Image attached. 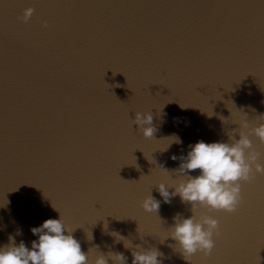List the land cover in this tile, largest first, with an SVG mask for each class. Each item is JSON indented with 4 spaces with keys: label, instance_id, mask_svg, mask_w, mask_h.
<instances>
[{
    "label": "water",
    "instance_id": "1",
    "mask_svg": "<svg viewBox=\"0 0 264 264\" xmlns=\"http://www.w3.org/2000/svg\"><path fill=\"white\" fill-rule=\"evenodd\" d=\"M228 100L255 109L249 119L264 113V0H0V245L19 228L30 247V229L60 213L90 258L98 245L131 264L118 232L163 264H189L160 239L191 205L177 196L158 218L141 203L150 190L162 200L158 165L176 169L172 155L239 127L219 119ZM137 112H152L156 140L183 144L158 151L166 142L138 132ZM261 177L243 184L236 213L199 210L220 236L191 264H264Z\"/></svg>",
    "mask_w": 264,
    "mask_h": 264
},
{
    "label": "clouds",
    "instance_id": "2",
    "mask_svg": "<svg viewBox=\"0 0 264 264\" xmlns=\"http://www.w3.org/2000/svg\"><path fill=\"white\" fill-rule=\"evenodd\" d=\"M33 14L34 9L29 7L20 19L27 23ZM225 104L230 116H219L222 125L239 126L225 132L228 140H198L188 145L186 155H172L173 161H179L176 169L168 170L163 165H158L163 179L154 187L162 200L152 196L150 190L141 203L145 213L158 218L161 203L170 204L177 196L181 203L191 205L192 215L184 217L177 213L173 217L172 226L166 231L164 238L160 239L163 244L166 239L171 238L175 243L168 247L179 252L189 264L191 258L197 254L211 256L216 247V239L220 236L219 220L212 215L201 214L199 210L236 213L243 200V184L251 183L257 176H264V160L253 143L255 138L264 144V113L258 114L255 119H249L246 107L256 111L251 106L238 108L232 100L225 101ZM202 112L209 118L215 115L212 107L210 113ZM175 119L179 122V118ZM133 123L138 125V132L145 139L166 142L163 150H158L160 152L167 151L173 144H183L180 136L175 133L161 140L155 139L158 129L153 124L152 112H137ZM197 170L199 171L196 175L191 174ZM30 231L33 236L38 237L31 241L30 247L24 240L17 244L16 236L23 234L19 228L14 235L8 236V243L0 245V264H109L110 261L111 264H128V257L122 252L109 250L105 254L99 251L98 245L94 247L97 250L95 255L90 258V250L88 253L81 250L80 242L73 235L75 229L66 224L60 213L58 219H46ZM110 235L115 237L116 243L122 241L124 248L131 250V264H163L164 253L159 249H145L140 245L134 247L129 239L118 232Z\"/></svg>",
    "mask_w": 264,
    "mask_h": 264
},
{
    "label": "snow or ice",
    "instance_id": "3",
    "mask_svg": "<svg viewBox=\"0 0 264 264\" xmlns=\"http://www.w3.org/2000/svg\"><path fill=\"white\" fill-rule=\"evenodd\" d=\"M261 179L264 180V177H261ZM209 258H210V256H209Z\"/></svg>",
    "mask_w": 264,
    "mask_h": 264
}]
</instances>
